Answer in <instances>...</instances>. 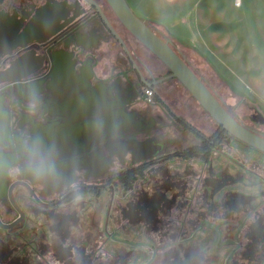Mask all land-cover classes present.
Instances as JSON below:
<instances>
[{"label": "flooded vegetation", "instance_id": "obj_1", "mask_svg": "<svg viewBox=\"0 0 264 264\" xmlns=\"http://www.w3.org/2000/svg\"><path fill=\"white\" fill-rule=\"evenodd\" d=\"M95 1L131 57L88 1L80 16L46 40L13 48L16 33L6 31L12 50L0 62V70H8L0 90L16 85L19 105L50 90L39 111L53 114L47 129L57 148L55 173L45 178L58 187L49 197L50 187L40 192L25 176L7 181L0 203V264H264V172L247 159L221 158L222 144L233 135L215 119L216 127L205 133L176 112L161 88L177 78L167 77L171 72L163 62L166 70L159 72L144 61ZM99 35L107 36L92 44ZM111 36L116 42L108 47L120 43L142 89L120 60L116 73L109 62L99 68L109 58L100 41ZM148 84L151 101L143 93ZM120 85L126 93L115 90ZM24 87L31 92L25 95ZM139 95L147 106L159 100L197 141L184 145L153 133L161 126L151 113L124 106ZM227 106L264 135V119L253 109L239 113L238 104ZM44 128L39 123V141ZM15 135L25 143L24 135Z\"/></svg>", "mask_w": 264, "mask_h": 264}, {"label": "rangeland", "instance_id": "obj_2", "mask_svg": "<svg viewBox=\"0 0 264 264\" xmlns=\"http://www.w3.org/2000/svg\"><path fill=\"white\" fill-rule=\"evenodd\" d=\"M98 1L102 2L105 6L106 12L114 21L117 30L127 39L128 44L133 50L144 61L154 64L159 72H164L166 67L163 63L122 25L106 0ZM138 1L146 11L168 22L172 26L173 31L178 35L198 41L204 32L208 33L210 29L216 30V32H219V35H227L231 39H235L234 44L237 43L240 47L246 48V50L252 48L254 53L259 55L255 58V61L264 66V0ZM88 7V3L85 0H0V62L12 50V46L9 45V40L7 39L9 36L6 35V31L10 28L14 29V33H16L13 48L17 45H26L35 40H46L66 22L80 16ZM109 39L111 43L116 42L112 36ZM107 50H109L113 73L119 71L117 61L120 60L121 64L124 62V67L129 69L133 77L132 79L140 87L138 79L132 71V66L124 59V51L120 43L107 47ZM195 63L197 64L196 61ZM208 73L217 82V74L209 67ZM262 73L264 79V68ZM15 87L16 85H13L0 90V114L4 116L3 120L0 121L1 204L5 202L7 181L20 175L32 179L40 192L46 189V187H50L51 192L47 195L49 197L55 195V189L58 187L52 185L50 179L47 180L45 177L37 179L25 165L26 147L34 140H39L37 131L44 133L41 130H37L39 123H43L44 127H46L44 128L46 129L45 137L43 136V139H40L45 151H50L52 156L57 154L55 152L57 148L53 146L51 134H49L47 129L48 123L53 118V114L46 112V116H43L42 112L39 111L42 108V103L48 94H50V90L47 89L44 93L41 92L32 98H23L22 105H19L17 102V88L14 89ZM140 88L142 89V87ZM116 89H120L121 92L126 93L122 85L118 88L116 87ZM220 89V93L225 98L227 105L233 106L238 104L237 112L246 113L253 109L256 113L264 116V95L258 96L253 100L254 103H252L244 95L238 94L235 91L233 94H230L229 88L224 90L220 87ZM23 90L26 91H24L25 95L31 92L30 87H24ZM161 91L162 97L176 112L181 113L188 121L193 122L205 133L216 127L214 118L203 111L201 105L177 79L165 81ZM124 95L127 96L128 94ZM143 100L144 97L142 95L131 97V100L126 102L124 106L128 110L137 109L142 110L143 113H151L156 118L157 125L161 126L152 131L153 133L167 134L168 140L171 142L178 140V142L184 145L197 141V137L193 133L188 132L181 124L172 120V117L166 113L165 108L159 100L154 101V103L148 106ZM246 102L255 105L256 108H250ZM53 103L54 101L51 102L52 107ZM120 107L122 108L123 104ZM6 108H8L10 116H7ZM118 109L119 104L111 106L109 111L115 114ZM196 113L200 117H196ZM66 117L69 116L67 115ZM62 118L64 119V116ZM15 132L26 137L24 144L17 142ZM61 141L64 142V138L58 139V144ZM70 141L68 139L65 144L69 149ZM63 145L61 146L63 147ZM222 145L221 151L225 152H218L221 158L224 156H235L241 160L247 159L252 162L254 167L264 172V154L261 151L250 147L238 138L230 135ZM13 168L17 170L13 172ZM12 215L13 213L6 215V218H10Z\"/></svg>", "mask_w": 264, "mask_h": 264}, {"label": "water", "instance_id": "obj_3", "mask_svg": "<svg viewBox=\"0 0 264 264\" xmlns=\"http://www.w3.org/2000/svg\"><path fill=\"white\" fill-rule=\"evenodd\" d=\"M86 1L97 7L109 29L131 57L125 40L110 23L98 3L95 0ZM107 2L122 25L167 66L171 72L167 77L177 78L201 107L214 118L224 130L228 131V133L239 140L264 152V135L243 124L232 112V109L221 101L211 90L204 81V78L199 76L191 68L168 40L163 39L157 34L149 23L133 10L127 0H107ZM7 74L8 70H0V78L3 80L8 79ZM148 86L151 87V84H148ZM259 115L264 119L262 114Z\"/></svg>", "mask_w": 264, "mask_h": 264}, {"label": "crops", "instance_id": "obj_4", "mask_svg": "<svg viewBox=\"0 0 264 264\" xmlns=\"http://www.w3.org/2000/svg\"><path fill=\"white\" fill-rule=\"evenodd\" d=\"M133 10L142 18L155 23L163 24L166 28L184 44L190 45L201 53L214 67L222 79H224L231 88L238 94L244 95L250 102L254 103V99L264 94V79L262 64L257 63L256 53L253 49L246 50L240 47L235 39H231L227 35H219L216 30L203 33L198 41L195 39H187L178 35L163 18H157L155 15L146 11L138 0H127ZM107 35H99L98 39L93 41L96 44L99 39L105 38ZM103 41V40H102ZM100 41V48L106 49L108 45H112L110 41ZM105 62H111L110 58H103L99 65L101 69Z\"/></svg>", "mask_w": 264, "mask_h": 264}, {"label": "trees", "instance_id": "obj_5", "mask_svg": "<svg viewBox=\"0 0 264 264\" xmlns=\"http://www.w3.org/2000/svg\"><path fill=\"white\" fill-rule=\"evenodd\" d=\"M148 23L157 34L171 43V45L180 53V55L199 76H202L204 78L206 84L211 88V90L218 96L221 101L225 100V98H223L220 93V87H222V89L224 90L229 88L230 94L234 93V90L231 88V86L224 79H222L220 75H218L217 71L210 64V62L195 48L181 42L164 25L152 21H148ZM195 61L197 62V64L195 63ZM208 67L211 68L215 74H217V82L212 78V75H209ZM246 104H248L250 108H256L255 105L249 102H246Z\"/></svg>", "mask_w": 264, "mask_h": 264}, {"label": "clouds", "instance_id": "obj_6", "mask_svg": "<svg viewBox=\"0 0 264 264\" xmlns=\"http://www.w3.org/2000/svg\"><path fill=\"white\" fill-rule=\"evenodd\" d=\"M25 165L28 170L37 178H43L55 173V163L51 152H46L42 143L34 140L25 149ZM17 169L13 168L15 172Z\"/></svg>", "mask_w": 264, "mask_h": 264}, {"label": "built area", "instance_id": "obj_7", "mask_svg": "<svg viewBox=\"0 0 264 264\" xmlns=\"http://www.w3.org/2000/svg\"><path fill=\"white\" fill-rule=\"evenodd\" d=\"M148 101H151L154 96V90L151 87H145L143 91Z\"/></svg>", "mask_w": 264, "mask_h": 264}]
</instances>
